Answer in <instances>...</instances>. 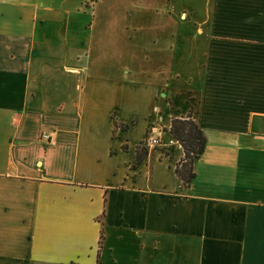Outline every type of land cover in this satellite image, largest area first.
<instances>
[{
    "label": "crops",
    "instance_id": "crops-1",
    "mask_svg": "<svg viewBox=\"0 0 264 264\" xmlns=\"http://www.w3.org/2000/svg\"><path fill=\"white\" fill-rule=\"evenodd\" d=\"M202 2L131 67L94 0H0V264H264V0Z\"/></svg>",
    "mask_w": 264,
    "mask_h": 264
},
{
    "label": "rangeland",
    "instance_id": "rangeland-1",
    "mask_svg": "<svg viewBox=\"0 0 264 264\" xmlns=\"http://www.w3.org/2000/svg\"><path fill=\"white\" fill-rule=\"evenodd\" d=\"M94 34L93 43L100 47H112V56L119 64L136 67L138 58L143 56L140 46L151 47L153 39L159 38V28L178 29L194 26L204 8L202 0H94ZM185 11L190 16L181 20L179 13ZM130 36V39L128 38ZM162 37V35H161ZM164 37V36H163ZM135 46L128 51L123 49ZM100 50V49H99ZM148 51V49H147ZM151 51V50H150ZM125 53V58L116 53ZM146 52V51H145ZM191 97V93H187ZM191 104L190 107H192ZM190 111V112H189ZM190 117L193 112L189 108ZM188 112L182 116H187ZM40 137V136H39ZM40 139V138H39Z\"/></svg>",
    "mask_w": 264,
    "mask_h": 264
},
{
    "label": "trees",
    "instance_id": "trees-1",
    "mask_svg": "<svg viewBox=\"0 0 264 264\" xmlns=\"http://www.w3.org/2000/svg\"><path fill=\"white\" fill-rule=\"evenodd\" d=\"M169 132L183 147L184 154L175 165V172L182 184L188 185L195 175L193 161L205 148V135L197 121L190 117V113L186 117L172 116ZM140 158L141 155L138 154L137 159Z\"/></svg>",
    "mask_w": 264,
    "mask_h": 264
},
{
    "label": "built area",
    "instance_id": "built-area-1",
    "mask_svg": "<svg viewBox=\"0 0 264 264\" xmlns=\"http://www.w3.org/2000/svg\"><path fill=\"white\" fill-rule=\"evenodd\" d=\"M40 140L46 144H53L54 139H53V134L50 131H44L40 134ZM146 141L150 143L151 145H155L159 143V138L158 136H147ZM170 142L173 141V138L169 140Z\"/></svg>",
    "mask_w": 264,
    "mask_h": 264
}]
</instances>
